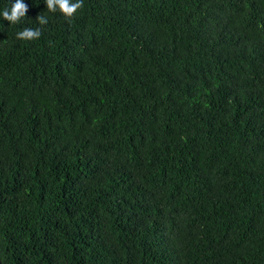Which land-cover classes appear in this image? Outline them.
Returning a JSON list of instances; mask_svg holds the SVG:
<instances>
[{
    "label": "trees",
    "instance_id": "1",
    "mask_svg": "<svg viewBox=\"0 0 264 264\" xmlns=\"http://www.w3.org/2000/svg\"><path fill=\"white\" fill-rule=\"evenodd\" d=\"M25 3L0 17V264H264V0Z\"/></svg>",
    "mask_w": 264,
    "mask_h": 264
},
{
    "label": "clouds",
    "instance_id": "2",
    "mask_svg": "<svg viewBox=\"0 0 264 264\" xmlns=\"http://www.w3.org/2000/svg\"><path fill=\"white\" fill-rule=\"evenodd\" d=\"M47 11L56 12L59 11L65 17V19L71 21L77 10L83 6V0H44ZM27 4L25 0H10V6L0 8V17L3 20H7L10 26L13 24H20L26 18ZM48 20L46 16L38 15L37 23L40 26L47 24ZM41 35V28L35 27H23L16 32V38L31 41L36 40Z\"/></svg>",
    "mask_w": 264,
    "mask_h": 264
}]
</instances>
